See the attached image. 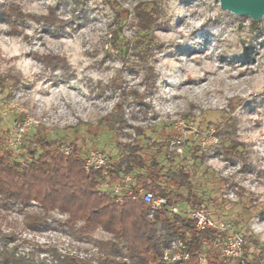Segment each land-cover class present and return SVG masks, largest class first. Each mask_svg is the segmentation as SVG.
I'll return each instance as SVG.
<instances>
[{
    "label": "rangeland",
    "instance_id": "1",
    "mask_svg": "<svg viewBox=\"0 0 264 264\" xmlns=\"http://www.w3.org/2000/svg\"><path fill=\"white\" fill-rule=\"evenodd\" d=\"M11 2L6 14L0 0V153L28 117L23 148L46 136L112 162L121 142L141 144L165 172H189L200 203H179L182 213L205 207L252 235L250 258L264 254V235L253 231L264 222V17L236 15L219 0ZM141 10L156 17L147 31ZM38 210L33 201L0 206V230L17 235V255L44 264H57V252L98 257L95 244L111 237L98 229L77 239L59 224L32 230L25 217Z\"/></svg>",
    "mask_w": 264,
    "mask_h": 264
},
{
    "label": "trees",
    "instance_id": "2",
    "mask_svg": "<svg viewBox=\"0 0 264 264\" xmlns=\"http://www.w3.org/2000/svg\"><path fill=\"white\" fill-rule=\"evenodd\" d=\"M6 2V14L16 10L11 0ZM138 16L142 31L149 30L156 21L146 10L139 11ZM142 43L138 39V45ZM230 107L234 109L233 105ZM117 121L125 123L122 117ZM137 134H143L142 128H137ZM120 144L124 153L108 162L106 168H87L77 144L70 142L64 146L59 139L46 136L34 138L20 153L5 150L0 153V206L33 201L39 210L27 213L25 222L35 231L59 224L77 239L88 238L98 229L111 235L95 244L101 253L98 257L61 256L57 252V264H124L123 259L138 264H178L161 260L172 239H181L185 244L189 257L184 264H240L238 260L221 259L214 246L221 235L212 229L198 230L194 220L181 210L175 213L169 207L158 208L150 216L151 208L139 196V188L151 191L155 197L167 198L170 206L200 203L191 189V176L183 168L165 172L159 159L145 153L141 144ZM124 175L133 176V180L125 185L122 194L115 195L100 187L102 179L114 181ZM184 186L187 194L179 190ZM53 213L66 214L68 218L58 220ZM243 235L247 241L246 264H264L263 253L248 256V246L256 240L251 234ZM16 237L14 232L0 230V264H44L31 256L17 255ZM10 242L14 243L13 248H9ZM200 256H205V263L200 262Z\"/></svg>",
    "mask_w": 264,
    "mask_h": 264
},
{
    "label": "built area",
    "instance_id": "3",
    "mask_svg": "<svg viewBox=\"0 0 264 264\" xmlns=\"http://www.w3.org/2000/svg\"><path fill=\"white\" fill-rule=\"evenodd\" d=\"M32 118H27L21 124H18L11 130L10 134L6 138V144L9 148L20 153L24 148V138L27 136L28 131L32 126ZM70 147L65 148V152L68 153ZM83 156L86 160V167L106 168L108 165L106 154L97 148L87 150L83 152ZM133 180V176L124 175L114 181L102 179L100 187L109 191L112 194L120 195L123 193L125 185ZM139 196L143 201L151 208L150 216L153 211L158 208L169 207L172 212L179 213L180 209L177 205H168V200L165 197H155L151 191L144 188H139ZM195 222V226L198 230L212 229L218 232L221 237L218 238L214 246L218 250L219 257L224 261H240V264H246L244 258L245 245L247 241L243 234L232 228L231 224L223 219L216 218L210 210L205 207H197L191 210L188 214ZM253 231L257 235H264V222L256 220L253 226ZM260 239L264 241V238ZM189 254L186 250L185 244L181 239H172L169 245L163 250L161 260L167 263L178 262V264H184ZM200 262L205 263V256H200Z\"/></svg>",
    "mask_w": 264,
    "mask_h": 264
},
{
    "label": "water",
    "instance_id": "4",
    "mask_svg": "<svg viewBox=\"0 0 264 264\" xmlns=\"http://www.w3.org/2000/svg\"><path fill=\"white\" fill-rule=\"evenodd\" d=\"M223 10L236 15L249 16L253 20L264 17V0H219Z\"/></svg>",
    "mask_w": 264,
    "mask_h": 264
}]
</instances>
